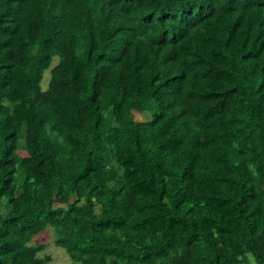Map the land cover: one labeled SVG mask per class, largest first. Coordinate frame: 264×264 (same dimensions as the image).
Returning <instances> with one entry per match:
<instances>
[{
    "label": "trees",
    "instance_id": "1",
    "mask_svg": "<svg viewBox=\"0 0 264 264\" xmlns=\"http://www.w3.org/2000/svg\"><path fill=\"white\" fill-rule=\"evenodd\" d=\"M264 264V0H0V264Z\"/></svg>",
    "mask_w": 264,
    "mask_h": 264
},
{
    "label": "rangeland",
    "instance_id": "2",
    "mask_svg": "<svg viewBox=\"0 0 264 264\" xmlns=\"http://www.w3.org/2000/svg\"><path fill=\"white\" fill-rule=\"evenodd\" d=\"M36 238L45 244L46 247L42 253L50 255L52 260L49 264H71L64 250L53 245L54 239L49 229L47 232L39 234Z\"/></svg>",
    "mask_w": 264,
    "mask_h": 264
}]
</instances>
